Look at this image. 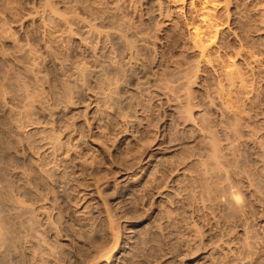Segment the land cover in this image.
Wrapping results in <instances>:
<instances>
[{
    "label": "rangeland",
    "instance_id": "obj_1",
    "mask_svg": "<svg viewBox=\"0 0 264 264\" xmlns=\"http://www.w3.org/2000/svg\"><path fill=\"white\" fill-rule=\"evenodd\" d=\"M0 264H264V0H0Z\"/></svg>",
    "mask_w": 264,
    "mask_h": 264
},
{
    "label": "bare ground",
    "instance_id": "obj_2",
    "mask_svg": "<svg viewBox=\"0 0 264 264\" xmlns=\"http://www.w3.org/2000/svg\"><path fill=\"white\" fill-rule=\"evenodd\" d=\"M206 14H209L208 12H206ZM206 16V15H205ZM208 16V15H207ZM206 18V17H205ZM210 25H211V23H210ZM209 25H207L206 27H208ZM210 27V26H209ZM206 29V28H205ZM209 28H207L206 30H208ZM210 32V31H209ZM194 35L196 36V38H197V36H199L200 34H201V31H199L198 29H196V31H194ZM204 33V32H203ZM201 41V40H200ZM239 198V197H238ZM239 201V200H238ZM237 201V202H238Z\"/></svg>",
    "mask_w": 264,
    "mask_h": 264
}]
</instances>
